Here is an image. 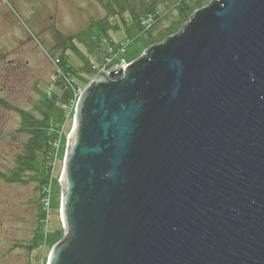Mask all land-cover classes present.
<instances>
[{
	"label": "water",
	"instance_id": "95a60500",
	"mask_svg": "<svg viewBox=\"0 0 264 264\" xmlns=\"http://www.w3.org/2000/svg\"><path fill=\"white\" fill-rule=\"evenodd\" d=\"M81 91L46 264H264V0H212Z\"/></svg>",
	"mask_w": 264,
	"mask_h": 264
},
{
	"label": "rangeland",
	"instance_id": "374dc122",
	"mask_svg": "<svg viewBox=\"0 0 264 264\" xmlns=\"http://www.w3.org/2000/svg\"><path fill=\"white\" fill-rule=\"evenodd\" d=\"M182 1L0 0V264H35L43 252L46 264V248L50 251L63 235L56 180L72 122L71 116L65 121L62 106L91 81V66L109 47L127 41L124 56L132 62L179 32L189 16L212 0H185L188 7L178 8ZM146 14L156 17L149 30L140 25ZM44 94L53 99L45 128L50 140L52 130L64 125L47 212L40 205L39 181L45 169L50 176V150L37 170L25 162L31 128L43 117ZM35 243L45 248L30 252Z\"/></svg>",
	"mask_w": 264,
	"mask_h": 264
},
{
	"label": "built area",
	"instance_id": "2783aa9c",
	"mask_svg": "<svg viewBox=\"0 0 264 264\" xmlns=\"http://www.w3.org/2000/svg\"><path fill=\"white\" fill-rule=\"evenodd\" d=\"M156 22V17L153 14H146L145 17L140 21V25L144 30H149L152 28V26ZM129 43L127 41H122L121 43H118L114 47H109L106 50V56L100 60L97 65L91 66V80L98 76V75H108V73L112 71H116L117 69L121 68L124 69L128 65V61L125 58L126 53V47ZM69 76H67L66 79H68ZM81 91L77 90V92L74 94V98L72 101H70L67 105L62 106V111L65 114L66 122L70 119L71 116V122L73 119V113L75 109V105L77 102V99L80 95ZM64 122V123H66ZM64 128V125H58L56 130H52V133L54 138L49 140V169L51 167L50 176L47 177L46 184L43 186L40 192V205L44 212H47V209L50 206V196L52 193V185L54 184L53 180V174L55 167V162L57 160V154L59 152V149L61 147V141H62V130ZM66 136V140H67ZM59 178H57L56 183L58 184Z\"/></svg>",
	"mask_w": 264,
	"mask_h": 264
},
{
	"label": "trees",
	"instance_id": "16d2710c",
	"mask_svg": "<svg viewBox=\"0 0 264 264\" xmlns=\"http://www.w3.org/2000/svg\"><path fill=\"white\" fill-rule=\"evenodd\" d=\"M185 2V3H184ZM184 2L182 1L181 4L179 3L177 5L178 8H182L183 6L185 7H188L187 5V1L184 0ZM144 18V17H143ZM140 21V20H139ZM136 25H138V20L136 21ZM139 27V25H138ZM153 28V27H152ZM151 29V28H150ZM111 45H113V43H110ZM116 46V44L114 45ZM51 94V92H49ZM42 97V101L44 102V111L42 112V119L40 121H37L36 125L34 127H30V125H28L27 127H30L32 130H31V133H32V137L31 139L29 140L28 144L26 145V164L32 166L33 168H35V170H37V165L38 162H41V163H45V157H46V154H48V151H49V140H50V134L49 133H45V128L48 126L46 125V122L51 118V109L53 107V99H48L45 97V94L41 96ZM42 102V103H43ZM50 110V115L46 113L45 110ZM46 113V115H45ZM50 117V118H49ZM70 130V129H69ZM69 132V131H68ZM67 132V133H68ZM62 164V163H61ZM61 169V168H60ZM46 170V169H45ZM42 171V179L41 181H39V185H40V190L43 188V186L46 184V181H47V176L45 175L46 172ZM41 192V191H40ZM58 214V213H57ZM39 222H41V225H42V219L41 221L39 220ZM44 226L42 227V231L44 230ZM40 234L38 236V238L36 237V240H40ZM45 247L42 246L38 243H35V246L31 247V251H39V250H43ZM46 251L49 252V247L46 248ZM46 253V252H45ZM45 253L43 252L41 258H38L35 257L36 259V262L35 264H37L38 262L42 264L43 260L45 259Z\"/></svg>",
	"mask_w": 264,
	"mask_h": 264
}]
</instances>
